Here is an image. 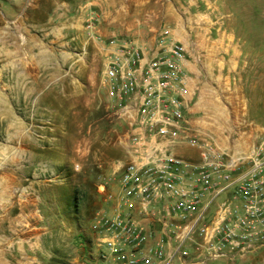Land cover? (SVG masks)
Listing matches in <instances>:
<instances>
[{
    "label": "rangeland",
    "instance_id": "obj_1",
    "mask_svg": "<svg viewBox=\"0 0 264 264\" xmlns=\"http://www.w3.org/2000/svg\"><path fill=\"white\" fill-rule=\"evenodd\" d=\"M198 1L202 11L232 10L242 51L235 75L246 87L237 94L264 116V0ZM189 5L0 0V172L14 173L24 185L34 180L43 196L58 243L44 264H116L103 258L96 224L113 207L118 172L130 153L127 128L104 86L102 48L112 39L172 27L170 17ZM228 262L264 264V249Z\"/></svg>",
    "mask_w": 264,
    "mask_h": 264
},
{
    "label": "built area",
    "instance_id": "obj_2",
    "mask_svg": "<svg viewBox=\"0 0 264 264\" xmlns=\"http://www.w3.org/2000/svg\"><path fill=\"white\" fill-rule=\"evenodd\" d=\"M169 34L163 28L148 50L117 39L102 48L104 86L127 128L130 161L118 172L111 211L97 219L98 246L123 264L244 260L264 249V136L247 152H229L192 127L184 111L190 54ZM183 144L199 150L198 162L173 154ZM150 244L179 247L172 256Z\"/></svg>",
    "mask_w": 264,
    "mask_h": 264
},
{
    "label": "crops",
    "instance_id": "obj_3",
    "mask_svg": "<svg viewBox=\"0 0 264 264\" xmlns=\"http://www.w3.org/2000/svg\"><path fill=\"white\" fill-rule=\"evenodd\" d=\"M189 2L180 14L170 17L173 26L164 27L170 28L168 40L183 44L190 54L184 62L189 91L185 114L195 130L213 133L225 150L247 152L264 136V116L253 113L248 99L237 94V90L246 87L235 75L242 51L232 29V10L220 15L215 6L202 11L198 0ZM153 30L150 35L141 31L138 38L132 39L148 50L162 32V28ZM196 54L200 63L191 59ZM173 154L190 162L200 160L199 150L188 144L175 147ZM42 199L34 180L24 185L14 173L0 172V264H44L54 255L52 247L58 243L54 244L51 221ZM150 245H162L172 256L179 247V244ZM172 264L184 262L176 256Z\"/></svg>",
    "mask_w": 264,
    "mask_h": 264
}]
</instances>
